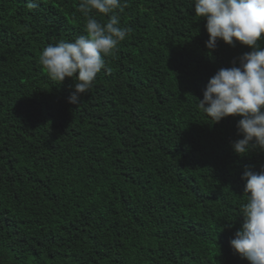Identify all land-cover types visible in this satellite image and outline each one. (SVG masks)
<instances>
[{
    "label": "trees",
    "instance_id": "obj_1",
    "mask_svg": "<svg viewBox=\"0 0 264 264\" xmlns=\"http://www.w3.org/2000/svg\"><path fill=\"white\" fill-rule=\"evenodd\" d=\"M28 2L0 0V264H249L230 241L264 151L236 155L241 118L198 99L251 49L210 51L194 0H127L132 33L72 104L39 56L85 34L79 0Z\"/></svg>",
    "mask_w": 264,
    "mask_h": 264
},
{
    "label": "clouds",
    "instance_id": "obj_2",
    "mask_svg": "<svg viewBox=\"0 0 264 264\" xmlns=\"http://www.w3.org/2000/svg\"><path fill=\"white\" fill-rule=\"evenodd\" d=\"M126 3L79 0L78 11L86 19L85 34L74 41L61 39L42 50L39 63L52 81H74L69 103H80L106 68L105 57L132 33L131 27L121 26L119 11ZM194 5L195 16L206 20V47L210 51H215L218 41L232 47L238 42L251 49L239 58V66L234 62L210 78L198 108L214 124L228 117L241 118L237 130L243 138L232 145L236 155L245 157L254 149L264 151V0H194ZM38 6L39 0L27 4L29 9ZM94 11L109 16L107 23L98 21ZM242 179L247 197L241 205L244 223L230 241L231 248L249 264H264V169L255 172L246 168Z\"/></svg>",
    "mask_w": 264,
    "mask_h": 264
}]
</instances>
